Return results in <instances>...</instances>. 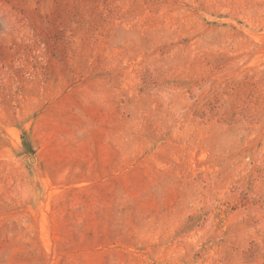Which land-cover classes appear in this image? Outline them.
Listing matches in <instances>:
<instances>
[{"label": "rangeland", "instance_id": "rangeland-1", "mask_svg": "<svg viewBox=\"0 0 264 264\" xmlns=\"http://www.w3.org/2000/svg\"><path fill=\"white\" fill-rule=\"evenodd\" d=\"M0 264H264V0H0Z\"/></svg>", "mask_w": 264, "mask_h": 264}]
</instances>
